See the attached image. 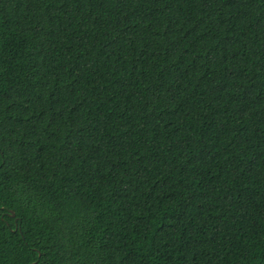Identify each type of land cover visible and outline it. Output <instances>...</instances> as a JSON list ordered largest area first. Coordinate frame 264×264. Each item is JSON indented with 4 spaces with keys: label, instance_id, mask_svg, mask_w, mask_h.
<instances>
[{
    "label": "trees",
    "instance_id": "obj_1",
    "mask_svg": "<svg viewBox=\"0 0 264 264\" xmlns=\"http://www.w3.org/2000/svg\"><path fill=\"white\" fill-rule=\"evenodd\" d=\"M0 264H264V0H0Z\"/></svg>",
    "mask_w": 264,
    "mask_h": 264
}]
</instances>
